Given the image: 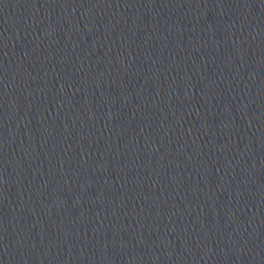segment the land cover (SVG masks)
<instances>
[{
    "label": "water",
    "instance_id": "obj_1",
    "mask_svg": "<svg viewBox=\"0 0 264 264\" xmlns=\"http://www.w3.org/2000/svg\"><path fill=\"white\" fill-rule=\"evenodd\" d=\"M0 264H264V0H0Z\"/></svg>",
    "mask_w": 264,
    "mask_h": 264
}]
</instances>
